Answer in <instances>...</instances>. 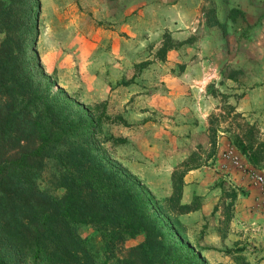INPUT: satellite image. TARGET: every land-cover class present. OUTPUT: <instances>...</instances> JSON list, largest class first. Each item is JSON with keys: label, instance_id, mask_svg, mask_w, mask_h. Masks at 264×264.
<instances>
[{"label": "rangeland", "instance_id": "rangeland-1", "mask_svg": "<svg viewBox=\"0 0 264 264\" xmlns=\"http://www.w3.org/2000/svg\"><path fill=\"white\" fill-rule=\"evenodd\" d=\"M170 1L39 0L36 51L71 98L88 107L102 103L107 115L125 120L105 122L98 140L155 198L171 194L173 171L192 153L204 164L185 177L190 201L182 196L198 209L177 218L205 264H261L264 170L240 161L222 131L236 128L234 109L264 141V0H240L245 11L237 8L234 23L227 0H194L193 13ZM216 115L222 118L214 137ZM112 138L125 142L113 145ZM213 139L216 155L207 160ZM48 178L46 171L41 188L60 196ZM232 190L238 197L230 207ZM140 241H127L115 256ZM226 248L233 253L225 255Z\"/></svg>", "mask_w": 264, "mask_h": 264}, {"label": "trees", "instance_id": "trees-1", "mask_svg": "<svg viewBox=\"0 0 264 264\" xmlns=\"http://www.w3.org/2000/svg\"><path fill=\"white\" fill-rule=\"evenodd\" d=\"M40 9L39 0H0V264H205L177 218L198 209L182 203L184 179L204 164L192 153L173 171L171 194L159 200L110 160L98 140L102 125L126 122L107 115L102 103L77 102L45 73L36 51ZM237 14V8L228 13L233 23ZM232 113L236 128L222 132L253 168L264 170L258 130ZM220 118L210 121L214 137ZM46 171L60 196L41 188ZM237 197L232 190L228 206ZM137 237L142 241L118 260L114 252Z\"/></svg>", "mask_w": 264, "mask_h": 264}, {"label": "crops", "instance_id": "crops-1", "mask_svg": "<svg viewBox=\"0 0 264 264\" xmlns=\"http://www.w3.org/2000/svg\"><path fill=\"white\" fill-rule=\"evenodd\" d=\"M242 1V0H241ZM197 2V1H196ZM227 2H228V4H229V9L231 10L232 8H239V9H241V10H243V11H245V7H243V4L240 2V0H227ZM170 4H171V6L172 7H174V8H177L178 6H182V5H186L187 7H189V9H185L184 10V12H190V13H193V12H195L196 11V8H194L193 7V5L195 4L194 3V0H171L170 1ZM199 5H202V6H204L205 5V2H202L201 0L200 1H198V6ZM194 9H193V8ZM201 7V6H200ZM192 8V9H191ZM203 15V14H202ZM192 17L191 16H189L188 18H187V20L186 21H188L189 22V20L191 19ZM202 23H203V20L201 21ZM190 23H192V20L190 21ZM264 120H260V123H262ZM238 156H239V160L240 161H243L246 165H248L249 166V163H248V161H247V159L243 156V155H241L239 152H235ZM191 186L190 185H188V181L186 180V178H185V186H184V188H183V201L185 202V203H188L189 201H190V197H191ZM237 211H238V209H237ZM253 214H254V212H253ZM251 215V214H250ZM260 217H259V220H260V222H262V223H264V213L262 214V213H259L258 214ZM234 240H233V243L234 242H237L238 241V239H240L239 237H235V238H233ZM248 241H252V240H250V239H248ZM263 245V247H264V244H262ZM263 256H264V254H263ZM264 258V257H263ZM261 264H264V259L263 260H261Z\"/></svg>", "mask_w": 264, "mask_h": 264}, {"label": "built area", "instance_id": "built-area-1", "mask_svg": "<svg viewBox=\"0 0 264 264\" xmlns=\"http://www.w3.org/2000/svg\"><path fill=\"white\" fill-rule=\"evenodd\" d=\"M259 180H260V178H259Z\"/></svg>", "mask_w": 264, "mask_h": 264}]
</instances>
